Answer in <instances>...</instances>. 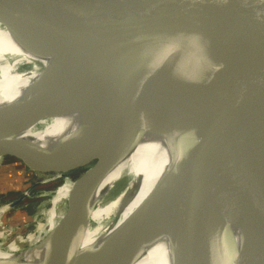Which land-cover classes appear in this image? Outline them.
I'll return each instance as SVG.
<instances>
[{
	"label": "bare ground",
	"instance_id": "6f19581e",
	"mask_svg": "<svg viewBox=\"0 0 264 264\" xmlns=\"http://www.w3.org/2000/svg\"><path fill=\"white\" fill-rule=\"evenodd\" d=\"M250 45L237 27L230 28L221 42L223 66L199 86V58L181 52V46L159 55L140 49L122 59L121 53L135 46L92 27L75 24L60 32L0 12V139L17 140L37 165L67 163L87 157L110 133L136 125L132 134L99 146L95 163L57 186L47 229L33 243L3 247L0 232V264H59L75 250L71 264H175L172 223L165 218L170 209L160 196L173 166L182 165L171 127L177 125L185 149L197 153L184 209L209 148V132L226 104L210 95L226 89L252 58ZM66 137V144L51 146L56 151L42 145ZM2 153L0 146V158ZM247 181V175L234 177L227 201L236 254L243 259ZM63 200L76 202L68 222L65 210L55 211ZM135 230L143 232V242L125 238Z\"/></svg>",
	"mask_w": 264,
	"mask_h": 264
},
{
	"label": "water",
	"instance_id": "95a60500",
	"mask_svg": "<svg viewBox=\"0 0 264 264\" xmlns=\"http://www.w3.org/2000/svg\"><path fill=\"white\" fill-rule=\"evenodd\" d=\"M0 12L60 32L75 24L92 27L108 39L135 46L121 53L122 59L140 49L159 55L181 46V52L199 58L197 65L203 69L199 86L210 82L223 66L221 42L230 28L237 27L249 38L255 50L252 58L226 89L210 95L215 103L225 99L226 104L209 132L213 134L209 148L184 209L183 196L197 153L193 147L185 149L177 125L170 133L182 165L173 166L159 193L170 209L165 218L172 223L175 264H264V0H0ZM135 129L131 123L124 132L110 133L76 162L37 165L17 140L0 139V146L3 156H13L30 169L65 173L83 169L98 157L99 146ZM239 175L248 176L244 259L236 254L227 215L233 178ZM75 203L68 200L63 222L72 218ZM131 232L125 233L128 242H143V232ZM74 252L59 264H71Z\"/></svg>",
	"mask_w": 264,
	"mask_h": 264
},
{
	"label": "rangeland",
	"instance_id": "374dc122",
	"mask_svg": "<svg viewBox=\"0 0 264 264\" xmlns=\"http://www.w3.org/2000/svg\"><path fill=\"white\" fill-rule=\"evenodd\" d=\"M69 140L70 137H66L61 142L54 140L55 142L42 145L56 151V148L51 147L52 145L66 144ZM96 161L94 160L91 164ZM9 170L16 174L19 173L23 178L13 181L16 185L19 183L17 189L0 192V207L6 206L3 211H0V232L4 235L2 246L6 247L14 242L19 247H26L47 229L46 217L50 207L49 200L57 186L61 185L66 177L71 179L82 169H74L65 173L40 172L30 169L13 156H2L0 158L1 176L5 173L7 176ZM66 207L67 202L60 201L55 209L56 214L59 215Z\"/></svg>",
	"mask_w": 264,
	"mask_h": 264
},
{
	"label": "crops",
	"instance_id": "0c3cea01",
	"mask_svg": "<svg viewBox=\"0 0 264 264\" xmlns=\"http://www.w3.org/2000/svg\"><path fill=\"white\" fill-rule=\"evenodd\" d=\"M12 170V169H11ZM9 170L7 176H6V173L3 174L1 176L0 174V192L2 191H6V190H13V189H17V186H19L17 183L14 184L13 181L15 182V179H20L22 177V175H17L16 173H14L13 171ZM23 178V177H22ZM19 182V181H18ZM13 184V185H12ZM12 224V223H11Z\"/></svg>",
	"mask_w": 264,
	"mask_h": 264
}]
</instances>
